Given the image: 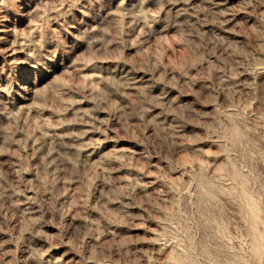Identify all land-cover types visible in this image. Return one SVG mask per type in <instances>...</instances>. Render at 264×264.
Segmentation results:
<instances>
[{
	"label": "rangeland",
	"instance_id": "rangeland-1",
	"mask_svg": "<svg viewBox=\"0 0 264 264\" xmlns=\"http://www.w3.org/2000/svg\"><path fill=\"white\" fill-rule=\"evenodd\" d=\"M0 264H264V0H0Z\"/></svg>",
	"mask_w": 264,
	"mask_h": 264
}]
</instances>
